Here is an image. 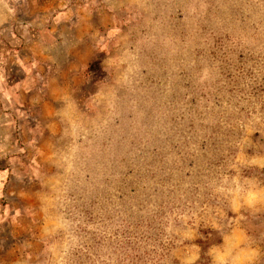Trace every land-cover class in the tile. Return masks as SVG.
I'll list each match as a JSON object with an SVG mask.
<instances>
[{"label": "rangeland", "instance_id": "obj_1", "mask_svg": "<svg viewBox=\"0 0 264 264\" xmlns=\"http://www.w3.org/2000/svg\"><path fill=\"white\" fill-rule=\"evenodd\" d=\"M0 264H264V0H0Z\"/></svg>", "mask_w": 264, "mask_h": 264}]
</instances>
